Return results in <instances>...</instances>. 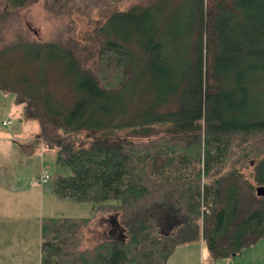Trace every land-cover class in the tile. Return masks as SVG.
I'll return each mask as SVG.
<instances>
[{"label": "trees", "instance_id": "trees-1", "mask_svg": "<svg viewBox=\"0 0 264 264\" xmlns=\"http://www.w3.org/2000/svg\"><path fill=\"white\" fill-rule=\"evenodd\" d=\"M31 1L40 0L10 4ZM178 1L134 0L111 9L94 26L90 61L87 49L24 34L0 46V88L15 92L22 115L38 123L18 148L54 149L62 172L49 188L58 198L95 205L91 216H41L40 264H170L177 246L196 240L213 259L228 258L264 235V193L254 185L264 188V114L242 103L264 82V0H216L210 8L206 0H187L190 22L181 34L173 28ZM42 5L90 22L95 10L116 6ZM178 46L187 52L179 73ZM17 50L22 63L58 64L70 78L71 101L57 99L43 79L12 76L4 67ZM138 88L152 99L130 119L122 95ZM97 212H114L122 235L86 242ZM173 217L180 222L165 232Z\"/></svg>", "mask_w": 264, "mask_h": 264}, {"label": "rangeland", "instance_id": "rangeland-1", "mask_svg": "<svg viewBox=\"0 0 264 264\" xmlns=\"http://www.w3.org/2000/svg\"><path fill=\"white\" fill-rule=\"evenodd\" d=\"M107 1L116 6H112L106 10H101L100 8L97 11L95 10L93 22H90L85 16L79 14H72L71 16L62 14L53 15L43 8L42 0L31 1L24 7L12 6L10 0H0V8L9 11L5 14L0 13V46L10 45L17 34H24L30 38L42 41L54 40L66 46H74L78 53H84V50L87 49L90 56L88 55L86 58L90 61L95 58L97 50L94 26L102 25L105 15L111 9H124L135 3L134 0ZM174 1L177 2L178 0ZM215 1L206 0L208 8L212 7ZM187 3V0H179L175 10L173 28L179 34L190 22L189 15L191 12L187 7ZM186 54V49L183 46H178L175 52L176 61L173 65L174 69L179 70L178 73L185 67L184 58ZM20 55L19 50L7 55L8 57H13V62L4 68L12 76L19 75L21 78L34 79L35 81L43 79L46 88L57 99L66 103L71 101L73 93L70 78L58 64L53 62L42 64L40 61H37L36 64L34 62L33 64L22 63ZM130 87L133 89L132 85ZM137 90L135 93L127 90L122 95V102L130 109V119L134 117L135 111L139 109L138 107L146 105L147 101L152 99V94L146 97L142 91H139V88ZM249 97L250 102L247 105L244 99H242L245 110L250 111L253 108L256 113L264 114V82L256 85L255 88H251ZM5 119H9L10 122L3 124V120ZM37 129L38 123L35 119H27L22 115L20 104L16 102L15 92L0 88V165L5 166V168H0V183L6 185L8 182L13 181V190L16 191L9 190L8 188L1 189L4 195L0 199L6 203L10 201L16 203L15 200L21 192L18 185L21 184L22 188L33 187L36 189L35 194L30 193L28 197H25L31 198L30 202H26V206H29L30 215L34 211V216L37 217L43 214L66 216L93 215L95 213L93 202L58 198L53 190L49 188L53 177L57 173L62 172L60 166L56 163V152L54 149L40 144L34 151L25 154L18 148L17 142L34 137ZM41 168H45L48 171L50 175L48 182L41 183L37 179L42 170ZM243 171L250 181H253L252 168H244ZM254 185L255 188L259 186L255 182ZM27 195L22 194V196ZM96 221L98 220L96 219ZM96 221L92 222L87 228L89 244L98 241L99 237L93 235L96 230L107 227L103 221H101L99 227ZM168 261L170 264H264V235L253 244L244 247L241 252L228 258L220 257L213 259L208 254L202 240L181 244L176 247Z\"/></svg>", "mask_w": 264, "mask_h": 264}, {"label": "crops", "instance_id": "crops-1", "mask_svg": "<svg viewBox=\"0 0 264 264\" xmlns=\"http://www.w3.org/2000/svg\"><path fill=\"white\" fill-rule=\"evenodd\" d=\"M12 183L13 181L8 182L6 185L0 183V197L4 195L1 189L8 188L9 190L15 191L13 190L14 186ZM18 186L21 192L15 200L16 203L13 201L6 203L0 199V264H40V220L42 215L39 217L34 216L35 211L30 215L29 206H26V202H30L31 198H25L28 197L30 193L35 194L36 189L33 187L22 188L21 184ZM22 194L28 195L22 196ZM96 219L98 221H96ZM94 221L98 223L97 225L99 227L101 221H103V223L105 222L104 224L107 226L103 229L96 230L93 234L99 237L98 239L119 237L122 235V230L116 223V214L114 212L102 214L101 212H97L94 216L93 222ZM178 222H180L179 219L173 217L165 222L162 228H165V232H168ZM86 242H89V238L87 237Z\"/></svg>", "mask_w": 264, "mask_h": 264}, {"label": "built area", "instance_id": "built-area-1", "mask_svg": "<svg viewBox=\"0 0 264 264\" xmlns=\"http://www.w3.org/2000/svg\"><path fill=\"white\" fill-rule=\"evenodd\" d=\"M10 122V120L8 119H5V120H3V124H7V123H9ZM50 178V175H49V173H48V171L45 169V168H43L42 170H41V172H40V174L38 175V180L41 182V183H45V182H48V179ZM30 183H32L31 181H30Z\"/></svg>", "mask_w": 264, "mask_h": 264}, {"label": "water", "instance_id": "water-1", "mask_svg": "<svg viewBox=\"0 0 264 264\" xmlns=\"http://www.w3.org/2000/svg\"><path fill=\"white\" fill-rule=\"evenodd\" d=\"M257 194H263L264 193V188L263 186L259 185L256 187Z\"/></svg>", "mask_w": 264, "mask_h": 264}]
</instances>
